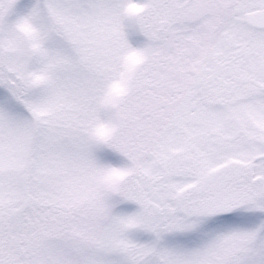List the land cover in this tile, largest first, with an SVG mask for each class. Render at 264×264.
I'll return each instance as SVG.
<instances>
[{"label":"snow or ice","instance_id":"snow-or-ice-1","mask_svg":"<svg viewBox=\"0 0 264 264\" xmlns=\"http://www.w3.org/2000/svg\"><path fill=\"white\" fill-rule=\"evenodd\" d=\"M0 264H264V0H0Z\"/></svg>","mask_w":264,"mask_h":264}]
</instances>
